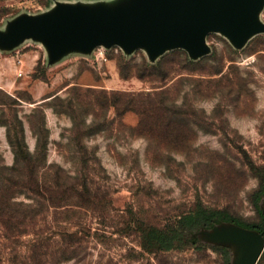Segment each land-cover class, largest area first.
I'll return each instance as SVG.
<instances>
[{"label": "rangeland", "instance_id": "374dc122", "mask_svg": "<svg viewBox=\"0 0 264 264\" xmlns=\"http://www.w3.org/2000/svg\"><path fill=\"white\" fill-rule=\"evenodd\" d=\"M185 6L0 0L2 176H11L14 161L9 127L30 153L37 138L46 140V164L71 177L83 171L81 156L95 157L84 172L102 199L98 211L76 208L56 226L40 221L25 233L0 226V264H226L211 246L148 249L141 230L168 228L198 206L260 221L253 193L264 178V0L251 12L253 30L210 26L196 45L108 31L149 10L179 17ZM161 89H168L166 110L144 119L148 135L138 128L141 115L121 104L128 94ZM114 100L121 104L109 105ZM62 175L63 186L75 182ZM62 229L80 230L63 255L56 245ZM33 238L47 254L31 261Z\"/></svg>", "mask_w": 264, "mask_h": 264}, {"label": "trees", "instance_id": "16d2710c", "mask_svg": "<svg viewBox=\"0 0 264 264\" xmlns=\"http://www.w3.org/2000/svg\"><path fill=\"white\" fill-rule=\"evenodd\" d=\"M168 93V89H161L151 92L132 93L130 100L122 104L119 100H114L109 105L115 107L124 105L123 108L138 112L141 115L139 130L148 135L152 133L144 128V119L149 118V113H153L157 119L161 118L162 111H165V100L163 97ZM125 96V94H122ZM56 98V96L51 99ZM133 106H128V105ZM7 137L13 152L14 161L11 167L7 168L11 176L3 177L0 172V226L4 230H14L19 233H25L28 229L33 228L40 221L58 225L59 219L65 217L76 208H90L92 211H98L102 201L96 188L87 185V174L84 168L88 165V158L81 156L79 162L83 166L74 177H71L59 165L46 164L47 142L37 138L36 146L33 153L27 149L25 142L17 136L11 135V129L7 127ZM56 166L54 177L48 180L46 176L49 171ZM41 172V173H39ZM62 173L66 178H72L74 183L63 186L60 182L63 179ZM14 177V178H13ZM15 180V181H13ZM23 194L29 202L16 201L17 195ZM74 199V200H70ZM264 199V178L261 179L260 185L253 193V201L256 210L260 216V221L256 223H245L239 220L230 212L221 209H207L198 206L195 209L179 216L174 225L168 228L157 226H146L142 228L143 239L148 249L169 250L172 248H182L186 246L199 247L210 246L200 243L192 233L201 227H212L221 221H231L241 226L263 230L264 219L260 213L259 202ZM50 216V220L46 218ZM51 224V225H52ZM80 230L69 232L62 229L58 231L59 239L56 245L59 246L63 255L69 248L67 240L76 236ZM54 232H52V236ZM42 247L40 238H33L29 245V260L41 258L46 252H40ZM221 250L225 256L226 264H229V250L225 247L211 246ZM264 250L259 258V263L263 257ZM67 257H64V260Z\"/></svg>", "mask_w": 264, "mask_h": 264}, {"label": "water", "instance_id": "95a60500", "mask_svg": "<svg viewBox=\"0 0 264 264\" xmlns=\"http://www.w3.org/2000/svg\"><path fill=\"white\" fill-rule=\"evenodd\" d=\"M260 1L186 0L182 16L162 17L149 10L141 19L110 27L108 31L116 36L152 35L160 41L179 40L196 45L199 38L201 42V33L210 26H217L227 34L253 30L251 12ZM259 209L264 219V199L260 200ZM192 235L202 244L227 248L229 264H256L264 249V229L247 228L231 221L201 227Z\"/></svg>", "mask_w": 264, "mask_h": 264}]
</instances>
